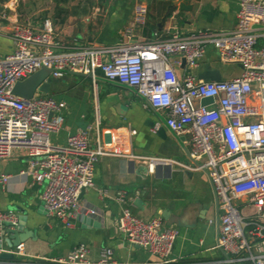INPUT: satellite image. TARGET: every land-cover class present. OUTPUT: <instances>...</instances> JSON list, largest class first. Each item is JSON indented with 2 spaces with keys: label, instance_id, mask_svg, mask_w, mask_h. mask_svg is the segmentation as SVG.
I'll use <instances>...</instances> for the list:
<instances>
[{
  "label": "built area",
  "instance_id": "1",
  "mask_svg": "<svg viewBox=\"0 0 264 264\" xmlns=\"http://www.w3.org/2000/svg\"><path fill=\"white\" fill-rule=\"evenodd\" d=\"M147 15V6L136 4L119 42L79 48L58 39L50 20L40 28L17 22L5 31L0 26V35L12 43L11 53L0 58V160L22 149L33 184L43 188L48 215L72 229L84 214L79 196L82 189L94 187L99 159L129 156L111 140V130H99L97 121L93 148L89 127L69 136L64 148L54 147L50 137L63 126L65 103L39 93L24 100L12 89L40 69L51 70L54 79L71 72L95 80L100 73L104 80L134 90L165 114L171 132L185 138L189 158L198 163L195 170L206 172L218 198L217 247L228 256L225 264H264V0H238L236 23L228 32L174 29L164 39L135 41ZM7 20L4 8L0 21ZM213 60L236 65L240 73L220 82L200 80L198 73L206 62L212 67ZM204 99L212 103L202 106ZM8 181L9 176L0 175L1 187ZM126 195L119 192L115 200L124 204ZM6 222L17 226L16 214L0 211V241ZM116 227L129 245L157 258V264H175L168 258L177 231L165 228L160 217L143 221L124 208ZM14 253L22 256L23 245ZM88 255L79 244L63 258L38 264H120L109 249L95 262Z\"/></svg>",
  "mask_w": 264,
  "mask_h": 264
},
{
  "label": "crops",
  "instance_id": "2",
  "mask_svg": "<svg viewBox=\"0 0 264 264\" xmlns=\"http://www.w3.org/2000/svg\"><path fill=\"white\" fill-rule=\"evenodd\" d=\"M139 1L96 0L89 15L68 17L63 24L53 23L50 9L39 23L34 16H27L25 23H20L21 16L13 6L0 2V8H5V13L8 11V20L0 21V26L3 31L15 22L40 28L45 20H50L57 38L71 48L114 45L122 39ZM172 4L177 5L178 0H146L150 16L161 14L158 31L148 30L146 35L144 26L135 32L134 40L164 39L174 29L186 33L198 30L228 32L236 23L238 0H187L182 2L186 10L179 11L177 6L164 26L158 27ZM11 51L9 37L0 35V58ZM211 65L219 72L220 66H227L215 60ZM52 79L47 94L39 93L65 103L64 123L58 133L51 135L52 145L64 148L69 136L89 127V143L93 148L97 141V121L99 130H111V140L129 157L99 159L94 168V187L86 189L80 199L83 215L92 223L85 225L76 219L72 229H65L46 211L38 213L43 188L33 184L22 149H14L9 159L0 160V175L9 176L8 183L0 186V211L14 212L17 221L25 214V228L33 237L22 243V256L16 255L13 249L16 258L38 264L46 259L63 258L75 246L83 244L88 248V258L92 262L109 249L113 259L120 264H157V258L138 246L129 245L119 233L116 219L122 209L128 208L143 221L160 217L165 228L177 231L168 258L173 263L225 264L228 256L226 258L217 247L214 198L208 177L203 171L195 170L196 166L187 155L185 139L166 128L163 136L156 134L165 114L153 110L134 90L99 76L92 80L68 72L61 79ZM123 191L127 194L126 202L120 204L115 199ZM139 196L142 197L141 209L133 205ZM165 212H169L178 224L168 226L163 219Z\"/></svg>",
  "mask_w": 264,
  "mask_h": 264
},
{
  "label": "water",
  "instance_id": "3",
  "mask_svg": "<svg viewBox=\"0 0 264 264\" xmlns=\"http://www.w3.org/2000/svg\"><path fill=\"white\" fill-rule=\"evenodd\" d=\"M182 2L186 3L187 0H178L177 5L172 4L168 7V10L166 11L160 23L158 24V27L164 26L166 19L173 14L177 6H178L179 11L186 10V8H184V6L182 5ZM184 63L185 62L183 61L182 66H184ZM51 73L52 71L48 69L38 70L37 72L29 76L27 79L21 82H17L12 89V94L24 100H30L34 96L35 93L47 94L51 82L54 81L51 77ZM198 78L204 82H220L222 79L221 73L217 69L212 68L209 64H204L202 71L198 73ZM210 103H212V99H204L201 101L202 106L208 105ZM151 125L153 124H150V126ZM165 128L169 130L168 127L166 126L165 119L160 120V126L157 128L156 134L159 136H163L165 132ZM181 139L184 140L185 138L181 136ZM187 155L189 156L188 153ZM193 164L198 166V163L196 162H193ZM144 171L147 172V168H145ZM203 172L206 173L205 171ZM210 186H211L213 198H214L215 223H216L217 240H218L219 238V221H218L219 203H218V198L211 184ZM84 192L85 190L82 189L79 199H81ZM141 198L142 197L139 196L134 200L133 205L138 209H141L142 207ZM16 210L21 211L20 208H17ZM43 211H46L44 202L40 204L38 213L41 214ZM163 219L168 222L167 223L168 226H172L173 224H176V225L178 224L177 221H173L174 219H172V216L169 215V212H165L163 214ZM26 220L27 218L25 214H23L18 217L17 226L12 227L11 224L8 222L3 224L2 240L0 241V261L7 262L8 264H15V263L31 264V262L29 261L26 262V261L18 260L12 252L14 248L22 244L23 242H25V240L33 238L31 236L32 232H30L28 229L25 228ZM77 221L84 223L85 225H90L92 223L91 220L86 218L84 215H80L79 217H77ZM224 255L227 258V254L224 253Z\"/></svg>",
  "mask_w": 264,
  "mask_h": 264
},
{
  "label": "rangeland",
  "instance_id": "4",
  "mask_svg": "<svg viewBox=\"0 0 264 264\" xmlns=\"http://www.w3.org/2000/svg\"><path fill=\"white\" fill-rule=\"evenodd\" d=\"M50 1L51 0H0V2L10 3V5L13 6L15 12L21 16L20 23H25L24 21L27 16H34L33 19L36 20L37 23H39V21L44 20L46 18L44 17L46 14V10L50 9V12L52 13L53 3L52 1ZM139 3L146 5V0H140ZM1 8L0 11L3 10ZM27 19L30 20V18ZM219 69L223 79H226L227 77L231 78L240 73L239 67L236 65L220 66ZM100 75L101 74L98 73L97 76L101 77ZM244 213H248V210H243L242 214Z\"/></svg>",
  "mask_w": 264,
  "mask_h": 264
},
{
  "label": "trees",
  "instance_id": "5",
  "mask_svg": "<svg viewBox=\"0 0 264 264\" xmlns=\"http://www.w3.org/2000/svg\"><path fill=\"white\" fill-rule=\"evenodd\" d=\"M52 3L53 9L51 18L55 24H63L68 17L89 15L92 8L96 6V0H52ZM160 15L152 17L148 14L149 21L145 24L144 34H146L148 30L149 32L158 31L157 22L161 17ZM146 35H148V33Z\"/></svg>",
  "mask_w": 264,
  "mask_h": 264
}]
</instances>
